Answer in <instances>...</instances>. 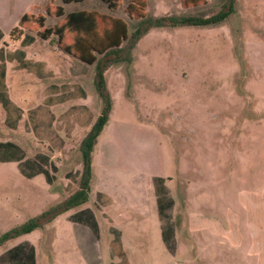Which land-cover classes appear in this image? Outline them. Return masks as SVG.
<instances>
[{
	"label": "rangeland",
	"instance_id": "1",
	"mask_svg": "<svg viewBox=\"0 0 264 264\" xmlns=\"http://www.w3.org/2000/svg\"><path fill=\"white\" fill-rule=\"evenodd\" d=\"M144 1V14L153 19L165 15L207 18L218 13L225 0ZM129 2L122 0L117 10L111 11L100 0L70 4L61 0H0L4 35L0 48L6 52L22 48L9 36L15 28L14 36L20 42L25 35L34 36L35 42L24 51L34 60L47 62L52 75L38 79L25 70L13 71L15 60L5 61L10 99L22 110V118L16 129H10L0 105V143L18 145L25 159L53 156L59 168L50 186L43 175L25 178L18 162H0V238L78 190L80 179L76 181L75 173L82 168L80 142L103 107L94 87L95 64L87 65L59 50L56 37L41 40L37 37L41 29L35 24L20 28L21 17L27 13L45 15L47 6H61L64 16L95 11L124 20L130 36L138 19L126 13ZM64 16L46 17L45 27H53ZM131 55L130 63L111 65L104 72L111 108L92 153L94 184L110 193L121 192L118 201L128 197L133 204L142 203L144 192L147 194L142 175L163 178L174 207L179 199L177 188L189 183L190 190L205 199L199 210L219 219L224 218L227 208L242 214L240 205L246 202L253 220L263 216V228L257 232L262 238L264 0H236L234 13L216 26L152 28ZM56 126L63 130L58 135L64 145L50 142L51 137L55 140ZM44 167L54 173L50 166ZM65 178L71 180L68 189ZM107 213L113 215L111 210ZM100 223L105 242L106 222L101 218ZM26 239L31 240L22 235L6 241L0 254ZM246 249L247 243L240 250L223 248L217 259L191 264H254V259L245 256ZM40 256V264H48L42 261L47 255L40 252Z\"/></svg>",
	"mask_w": 264,
	"mask_h": 264
},
{
	"label": "crops",
	"instance_id": "2",
	"mask_svg": "<svg viewBox=\"0 0 264 264\" xmlns=\"http://www.w3.org/2000/svg\"><path fill=\"white\" fill-rule=\"evenodd\" d=\"M13 40L11 41L15 44L21 43L19 38ZM25 48L27 47H22L20 50L15 49L13 52H6L0 48V91H3L5 87L9 98L4 63L6 60H15L17 64L12 70H25L19 69L17 60L18 52L22 51L25 53V60L32 61L33 58L28 57L24 51ZM32 62L41 63L43 72L48 77L52 76L51 70L47 68V62L34 59ZM25 71L36 76L34 73ZM2 75L3 79H1ZM48 77L37 78L46 79ZM54 90H56L55 86ZM44 95L48 96L46 92ZM65 99H67L66 96L64 101H67ZM56 129L55 140H52L51 137L50 142L51 144L64 145L65 142L58 135L63 132L61 126H56ZM68 129L66 128V131ZM43 133L45 134V132H41V138L44 136ZM47 157L49 163L57 167V172L53 173L55 177L53 183L46 182L53 186L59 168L53 156L48 155ZM95 173L92 155L88 201L60 215L42 229H36L39 230L37 233L34 230L26 234L31 240L26 239L2 252L0 264H40V252L47 255L48 259L45 260L42 256V261H48V264H59L61 261L65 264H191V262H200L206 259L213 261L219 256L218 251H222L223 248L240 250L245 243H247L245 256L254 259V264H264V235L262 238L257 235L262 227L263 216L253 220L250 216L249 206L245 201L246 205L243 202L240 205L242 214L227 208L224 218L219 219L213 214L199 210L198 205L200 203L203 205L202 202L205 199H202L201 195L194 194L190 190L192 188L189 183L177 188L178 204L172 207L173 204L169 205L170 198L167 190L161 188L160 196H158L154 185V180H163V178L142 175V181H146L144 188H147V194L144 192L142 203L135 201L130 204L127 196L123 202L118 201L121 192L110 193L108 190L96 186L94 184ZM65 179L67 182L70 180ZM67 182L64 185L66 189L70 187V183L67 184ZM162 185L164 186V184ZM210 206L209 203L208 208H211ZM109 210L113 212V215L107 213ZM101 218L106 222L103 226L108 234L105 242L102 240ZM17 247L21 248L20 252H10ZM191 247L194 248L191 249Z\"/></svg>",
	"mask_w": 264,
	"mask_h": 264
},
{
	"label": "trees",
	"instance_id": "3",
	"mask_svg": "<svg viewBox=\"0 0 264 264\" xmlns=\"http://www.w3.org/2000/svg\"><path fill=\"white\" fill-rule=\"evenodd\" d=\"M106 4L111 11L117 10L121 6L122 0H100ZM236 0H225L221 10L207 18L195 16H174L165 15L153 19L146 18L144 14L145 1L131 0L126 7V13L130 17L138 19L133 32L128 36V27L124 20L100 15L95 11H77L64 16V10L61 6L55 9L46 7L45 15L25 14L21 17L18 25L21 28H31L35 24L41 29L37 31V37L41 40H48L50 37H56V47L69 54L70 56L82 61L87 65L95 64L94 87L99 95L103 107L100 116L91 127L87 135L82 139L79 151L82 156V168L75 173V179L79 180V188L72 195L66 197L63 201L48 209L41 215L28 220L25 224L13 229L0 238V246L6 241L15 239L22 235L31 233L36 229H42L54 221L60 215L77 208L88 201L90 192V180L92 175V153L96 145L97 138L107 124L109 111L111 108L109 93L105 87L104 72L111 65L119 63H130L132 61V51L139 40L152 28H177V27H208L223 23L235 11ZM63 4L82 3L84 0H61ZM53 27L46 28V17H63ZM17 29L10 32V37H15ZM3 37L0 31V39ZM69 39V41H68ZM34 36L25 35L21 40V46L28 47L33 44ZM126 41V45L122 46ZM17 58L19 69H25L34 73L39 78L48 77L43 72L41 63H33L25 60V53L18 52ZM97 55H101L98 58ZM3 79V75L2 78ZM0 91V105L6 112L5 124L10 129H16L21 118L22 110L17 107L9 98L5 87ZM0 162H18L20 173L27 179L36 175L43 174L46 182L52 184L55 177L49 173L45 166H50L52 172H57V167L49 163L47 156H36L32 159H25V152L17 145L6 142L0 143ZM69 175V174H68ZM71 176V175H70ZM163 180H154V185L160 196L159 190L165 187ZM169 205L172 201L169 200ZM21 248H15L10 252H20Z\"/></svg>",
	"mask_w": 264,
	"mask_h": 264
}]
</instances>
